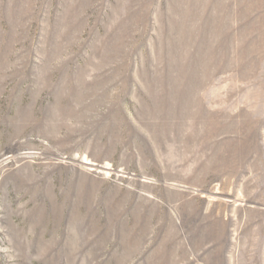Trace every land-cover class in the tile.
Instances as JSON below:
<instances>
[{"label":"rangeland","instance_id":"374dc122","mask_svg":"<svg viewBox=\"0 0 264 264\" xmlns=\"http://www.w3.org/2000/svg\"><path fill=\"white\" fill-rule=\"evenodd\" d=\"M0 264H264V0H0Z\"/></svg>","mask_w":264,"mask_h":264}]
</instances>
